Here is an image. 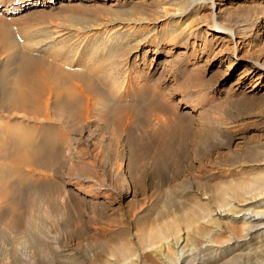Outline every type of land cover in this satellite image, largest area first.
Instances as JSON below:
<instances>
[{
	"label": "rangeland",
	"instance_id": "1",
	"mask_svg": "<svg viewBox=\"0 0 264 264\" xmlns=\"http://www.w3.org/2000/svg\"><path fill=\"white\" fill-rule=\"evenodd\" d=\"M60 1L1 3L0 52L19 49L16 60L24 64L27 38L46 40L70 28L135 25L139 30L124 38L110 63L132 54L127 77L135 92L109 117L66 130L70 153H55L53 140L60 137L51 136V182L41 181L35 190L21 172L24 158L37 145L28 142L25 122L7 118L8 102L0 109V187L5 207L14 209L0 220V264H176L184 253V264H261L264 236L244 237L243 223L230 216L248 200L250 206L264 201V0H217L219 20L236 37L203 26L209 39H196L194 51V43L186 45L182 38L173 44L165 34L157 45L153 36L154 25L165 17L162 7L185 9L190 0ZM210 7L180 23V29L205 23ZM23 28L32 35L24 39L28 31ZM93 40L79 43L80 56L66 63L35 51L40 59L34 72L48 73L53 90L74 81L87 83L96 70L108 75L110 65L99 64L106 55L87 58V50L99 41ZM114 70L125 77L126 72ZM160 116L161 122L156 120ZM34 191L45 197L36 211L31 208ZM23 207L31 208L26 216L20 214ZM238 240L239 250L217 260L204 248ZM250 248L259 249L249 253Z\"/></svg>",
	"mask_w": 264,
	"mask_h": 264
},
{
	"label": "bare ground",
	"instance_id": "2",
	"mask_svg": "<svg viewBox=\"0 0 264 264\" xmlns=\"http://www.w3.org/2000/svg\"><path fill=\"white\" fill-rule=\"evenodd\" d=\"M53 1H55V0H36V2H35V0L34 1L33 0H22L21 2H24V3H22V4L17 3V4H20V6L25 5V4L26 5L27 4H35L36 6H38L40 4H51V3L53 4ZM223 1H225V0H223ZM3 2L12 4L15 2V0H0V4ZM17 4H15V6ZM207 5L209 7L211 5V7H210L211 13L208 15V17L206 19L203 20V21H205V23H201V22L196 23L195 22L192 25H189V24H191V23H189L188 26L184 27L183 29H180V27H179L180 23L188 20L191 16L194 19L201 12V10L206 8ZM176 6H177V4L175 5V7ZM66 7H68V6H66ZM66 7H65V9H66ZM26 8H27V6L22 7V8L20 7V9L18 8V10L22 11ZM61 8H63V7H61ZM68 8H70V7H68ZM177 8H178V6L175 9H172V7L170 5H166V6L162 7V12H163L165 17L163 18L162 22H158L153 27L155 29V31L153 32V36L155 37V41H156L157 45H160V43H163V41H162L163 36L166 34V36L170 35V39H169L170 41L169 42H171L173 44L176 43V41H177L176 38H179V39L182 38L181 40L184 41L186 45H189V44L192 45V43H194V46H193V51H194L196 39H199L200 41H205L207 43V41L209 39V37L207 35L209 32L207 29H213V30L216 29L217 32H221V33L224 32V33L229 34L232 37H236L235 31L233 29L229 28L227 25H225L223 23V21L219 20V12L217 11V9H218L217 0H204V1L203 0H190L189 6L187 8H185V9H181V8L177 9ZM37 17H39V16H37ZM31 18H32V16H31ZM28 20H30V19H28ZM39 20H40V18H39ZM70 23H71V21H70ZM25 25H26V23H25ZM47 26H46V28H47ZM67 26H69V25H67ZM203 26H207V29H204ZM44 27H45V25H44ZM3 28H4V26H3ZM30 28H32V27L30 26ZM137 28L138 27L135 25L128 27V28L125 25L117 26V27L116 26L109 27L108 25H105V26L93 27L92 29H89V30H85V29L83 30L82 28H77V29L70 28L68 30H65L63 28L64 30H57V33H58L57 35L55 34V36H53L50 34L51 36H48V37L45 36L48 39L41 40V41H35L36 39L33 40V38H27L28 36H26V35H29V37L32 35V34H30L31 31L29 32V30H26L23 28L22 30L24 32H25V30L28 31V32H25L26 37L23 36L24 39L25 38H27V39L25 40L24 48L22 47L23 49H25V46H26V56H25V58L27 60L26 63L24 62V64H22V61L16 60L17 55H19V53H20L19 49L15 50V48H9V50H8L9 52L7 54H2L0 52V109L2 110V108H4V106H5L4 104L8 102L10 109H9V113L7 114V118H10L13 120L17 118V119H21V122H25V125L28 129V130H26L27 135L29 138H31L28 142L29 143L35 142L37 145V149L35 150V153L32 152L33 153L32 155L24 158V160L22 162L23 168H22V172H21V177L23 179H25V181L28 185L34 186V190H35V186L41 181L42 182L43 181H46V182L50 181L51 182V150H53V149H51V136H52V138L54 137L53 139L58 138V136L60 137V138L55 139V140L52 139L53 142H55L54 144H52V147L54 148L55 153L56 152L61 153V154L65 153V152L70 153L73 150V147L71 145H69L68 136H67L69 134L65 133L66 130H69V128L71 129L74 126H79V125H81V126L83 125V128H84V125L88 124L91 121L92 122L95 120L99 121V120L103 119L104 117H109V115H112L114 112H116L115 110H117L119 103L124 101V99L127 98L129 95H131V93L135 90L133 83L130 81V79H131L130 76L128 75V77H127V72H129L130 69H132V67H131L132 64L129 63V58H131L132 54H130L127 51L129 54L127 56H125L124 58H122L120 61H118L117 63H114V65H111L110 63L114 62V61H112V60H114L113 58L117 59V57H115L117 52L119 51V49L123 45H125L124 44V38H129L135 30H139ZM5 29H2V30H5ZM10 32H11V30H10ZM41 32L43 33V31H41ZM10 35H11V33H10ZM14 38H15V36H14ZM24 39L22 38L23 41H24ZM73 39H74V41H73ZM92 39H94L93 41H95V39H99V41H98V43L92 44L91 47L87 50V53H86L87 58H89V61H90V59L99 57L101 54L106 55L107 61L105 62L102 59L104 62L99 63V64L101 67H103V66L106 67V66L110 65V66H108L109 71H106V72H108V75L107 74L104 75L99 70L100 69L99 67H98L99 71H97L96 70L97 67H96V69H95L96 71H94L91 74L89 72L90 79L87 83L86 82L84 83V81L81 83H78V81H77V83H76L74 81L75 83L73 82V84L69 85L68 87H64L61 90H53L52 88H50L47 85V81H46L47 76L46 75L48 73L46 75H45V73H42L41 75H39V74L37 75L34 72V65L40 59V57L36 56L35 51H40V52L47 53L50 56H55V57H57V60H58V57H60V59L62 58L61 60H59L61 62H63V61H65V63L69 62V61L71 62V61H75L80 56V51H81L80 46L81 45L79 43L86 44ZM191 39H194V41H192ZM73 44H75V45H73ZM20 49H21V47H20ZM24 55H25V52H24ZM24 55H22V56L24 57ZM37 55H39V54L37 53ZM146 55H147V50H145L143 55H142V61L145 60ZM41 56H43V55L41 54ZM50 58L52 59L54 57H50ZM180 58L182 59V61L185 62V64L188 61V56H184V57H180ZM18 60H19V58H18ZM54 60H53V62H54ZM169 61H170V59H169ZM170 62H171V64H173L172 61H170ZM97 63H98V61H97ZM49 65H51V64H49ZM58 65H60V64H58ZM89 65H91V64H89ZM66 66H67V64H66ZM94 67L91 66L92 70H94L93 69ZM116 67H118V69L121 72H123V73L126 72V73H124L125 77L122 74L123 77L121 78L119 73L116 70H114V68H116ZM35 68H36V66H35ZM39 68H40V66H39ZM63 68H64V65H63ZM91 68L89 67V69H91ZM65 69H66V67H65ZM83 69H85V68H83ZM105 69L107 70V68H105ZM37 71L40 72V70H37ZM100 72L102 73V75ZM121 72H120V74H121ZM106 76H107L108 82H105L102 79ZM78 78H79V76H78ZM57 80H58V78H57ZM164 100H165V98H164ZM142 111H145V110H142ZM149 111H150V109H149ZM104 112H105V114H104ZM151 113L152 112H150V114ZM144 114H145V112H144ZM151 115H154V114H151ZM151 115L149 117H151ZM161 117L162 116H160V118L156 117V120L161 122V120H162ZM145 118H144V120H145ZM148 120H150V119H148ZM21 122H18L19 123L18 125H20ZM21 126H23V125H21ZM51 129H54L57 131H53ZM38 130H42V131H40V133L42 132L41 135H40V133H38L39 132ZM22 132H24V131H22ZM37 133L40 135V139L37 138ZM12 134L13 133H11V135ZM14 135H15V133H14ZM18 135H20V134H18ZM19 138H21V136ZM23 138H21L20 140L21 141L24 140ZM17 140H18V138H17ZM25 140L27 141V139H25ZM31 146H32V144H31ZM30 149H29V151H30ZM17 158H18V156H17ZM20 160H21V158H20ZM18 162H16V163H18ZM75 180H76V178H75ZM76 182H78V181L76 180ZM29 189H30V187H29ZM39 193H40L39 191L33 192V194L35 195L34 196L35 198L34 199L32 198L33 199L32 204H31L32 207L30 206L32 208V211H36L39 208H41V206L45 205V197L43 196L44 198L43 197L41 198L40 197L41 195ZM45 194H48V193L45 192ZM5 196H6L5 192L0 187V216H2V219H0V220L7 219L8 216L12 215V211L14 210L13 209L11 211L5 207L6 198H7V197L5 198ZM7 200H9V199H7ZM249 202H252V200L251 201L248 200V202L244 203L243 206L240 204L241 206L240 207L238 206L239 207L238 210L235 209L237 211H235V212L233 211L234 213L232 212L231 214H233V215L230 217L235 222L241 221L243 223L244 231H245L244 237H246V238H248L249 236L262 237V236H264V201H263V203H259L260 204L259 206H257V205L250 206ZM12 208H14V207H12ZM31 208H27V209L24 208L22 210V212L20 213L21 216H26L28 213H30ZM44 210L47 214H49V209L47 207H45ZM232 210L233 209L231 208V211ZM242 213L244 215L240 216L239 214H242ZM9 231H12L14 233L21 232L20 228H11ZM176 245H178V243ZM213 247L214 246L209 247V245H206V244L204 246V248L212 250V252H213L212 258L217 260V259H221L223 257H227L230 254L236 252L237 250H239L242 247V244L238 240L237 243L236 242H230V243H227L226 246H221V247L218 246L215 248H213ZM260 248L264 249V244L262 246H260ZM258 249L259 248H250L249 253H254V250L258 251ZM259 251H261V250H259ZM184 254L183 255L181 254L179 256L176 264H184L185 263L187 258H185L186 256H184ZM259 262H261V264H264V260H260Z\"/></svg>",
	"mask_w": 264,
	"mask_h": 264
}]
</instances>
